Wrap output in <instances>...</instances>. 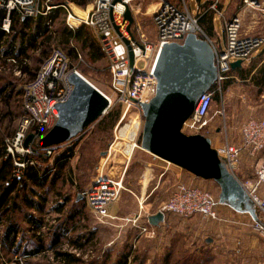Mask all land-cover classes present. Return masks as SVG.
<instances>
[{"label":"built area","instance_id":"1","mask_svg":"<svg viewBox=\"0 0 264 264\" xmlns=\"http://www.w3.org/2000/svg\"><path fill=\"white\" fill-rule=\"evenodd\" d=\"M140 1L142 0H94L87 16L80 18L74 12L75 6L69 3L53 6L51 0H0V11L5 12L0 29L6 36L12 33L13 13L17 12L23 18H30L35 22L39 17L46 18L47 33L55 37L56 23L50 16L53 10L62 7L66 13L67 27L73 32L81 26L93 29L98 36L102 52L109 60L111 90L116 101L113 100V95L109 96L102 92L109 102L102 118L116 105L123 106L125 111L114 130V141L105 152L104 165L98 168L92 186L81 193L87 208L101 223H109L118 219L111 216L108 209L120 198L122 191L127 190L123 180L106 176L105 164L109 160L118 158V155L122 162L128 164L134 152L142 150L141 136L144 126L142 105L150 103L157 94L156 67L164 46L183 44L191 34L210 41L215 53V66L218 70L216 85H221L231 78L232 63L241 61L244 65L251 62L254 54L264 46V38L244 35L241 20L239 17H234L225 22V47L219 48L205 35L199 25L201 9L198 8L195 14L190 10L186 0L160 1L158 8L152 14L155 37L153 41H150L137 18L141 12ZM251 2L252 0H243V4L251 5L253 4ZM134 3L137 4L134 5ZM216 4L211 9L221 15ZM128 10L134 18L132 24L125 17ZM75 21L78 24H75ZM124 41H128L129 45ZM129 48L134 57L132 66ZM5 50V46L0 48L2 53ZM37 52L40 54L41 50L38 48ZM13 55L7 57V64L14 68L15 75H24L15 67L18 66V58ZM22 60L24 64L31 62L30 58ZM79 60L82 61L80 55ZM73 72L83 76L77 69H71L66 53L53 45L35 79L23 87V105L27 116L21 119L14 137L6 140L4 157V159L12 160L13 174L18 179L23 178L28 165H36L35 161H26L24 158L33 153V144L44 137L57 123L58 106L66 103L74 90L69 82V77ZM218 91H221V88H217ZM215 93V91H208L200 97L192 116L183 125L184 134L206 137L205 133L211 122L210 112ZM130 115L136 117L126 120ZM127 127L128 130L123 133ZM31 130L32 133H30ZM131 131L132 137L129 134ZM30 134L34 135L35 142L26 147L25 141ZM59 146L43 150L47 156L51 157L56 154ZM215 150L227 168L235 175L243 155L254 159L264 151V119H250L243 125L240 144L236 145L227 141ZM239 181L258 216V219H253L252 228L264 239V162H257L253 178ZM221 204L220 199L211 191L179 183L175 186L161 212L171 213L186 220L199 216L204 220L219 221L221 218L217 207ZM140 210H143L142 204H140ZM140 219L141 214L139 213L133 218L122 220L134 228H139L141 234H154L148 228L140 227ZM18 261L23 264L21 258ZM261 264H264V251Z\"/></svg>","mask_w":264,"mask_h":264},{"label":"trees","instance_id":"2","mask_svg":"<svg viewBox=\"0 0 264 264\" xmlns=\"http://www.w3.org/2000/svg\"><path fill=\"white\" fill-rule=\"evenodd\" d=\"M55 1L56 4H53V6L67 4L66 1ZM70 2L80 8H83L88 4L87 0H70ZM4 17L5 12L0 11V23ZM50 17L60 26L55 28V37H51L47 33L48 30L45 25L46 18L39 17V19L34 22L32 19L23 18L19 13L14 12L13 33L6 36L0 29V42L3 41L2 43H5L6 46L8 44L12 45V43L15 42L20 44L24 51L29 48L36 50L39 48L41 52L31 65L24 64L22 60L23 58H30V56L25 55L26 52L22 50V56L18 54L13 55L15 54L14 51L7 48L3 53L0 51V67L6 65V59L8 56H16V58H18V66L15 67L28 76V83H30L35 79L37 72L47 59L53 45L66 53L70 61L71 69H77L75 68L74 63L81 62L79 61V55L82 56L83 53L92 63L99 62L105 58V55L101 50L99 39L93 37L90 28L81 26L73 32L67 27L66 13L62 7L53 10ZM204 20L205 17L204 19H199L200 26L203 25ZM2 45L0 44V46ZM254 69L255 66H252L250 69L243 70V73L241 74L242 80L249 79ZM236 70L237 69L232 70L230 76H232V73ZM231 78L224 83L223 89H228L231 86L233 83ZM253 78L254 80L259 81L258 86H261L260 89L262 90L264 85V65L260 72L253 75ZM18 84V80H15L11 75L0 72V227H3L4 229L0 238V246H4L5 250L10 254L22 253L27 258L45 254L43 255L45 258L49 261L53 260L57 264H82L83 262L80 258L83 252L81 253V251L85 250V247L92 243V237L83 239L81 236V238L69 239V246L81 255L63 251L59 246L61 241L66 237V233L72 229L70 224H73L76 219L79 218V214L84 207V202L77 201L78 194L66 196L63 194L62 190L57 188L60 182L62 188L65 186L66 182H68L69 176H67L66 172L69 170L76 149L79 146L82 147L81 143L75 142L74 139L70 142L72 143L71 145L61 150L63 146L62 144L57 148L59 151L57 150L56 154L50 157L39 147L38 142L40 139L37 140L33 144V153L24 158L26 161H35L36 165H28L23 178L18 179L15 177L13 174L14 167L12 160L4 159V157L6 154V140L12 139L16 132L11 133L12 130L10 131L3 127L6 119L8 120V118L14 115L15 118L21 119L27 116V111L23 105L24 88ZM210 91L216 92L214 94V101L219 100L216 84ZM17 99H21V101ZM13 106L18 107V109L14 111ZM121 119L122 114L120 110L115 108V110L113 109L104 116L97 125V132L101 131L102 133L109 134L113 131L109 147L114 141V130ZM1 128L4 129L3 133V129ZM30 133H32V130ZM95 142L98 141L95 140ZM82 155L83 153H81V157ZM81 157L79 158L80 168L81 166H86V168L91 167L92 175L94 170L98 169L96 163L97 160L93 161L92 165L89 166V163L82 162ZM88 182L89 179L86 184H88ZM84 187L80 188L78 193H83L85 191ZM38 190H41L42 192H39ZM51 191L54 192V197H58L57 200L61 199L65 202L64 205L58 204L57 207L53 208V211L64 216L66 214L63 210L65 205L71 200H73V205L70 213L67 214V217L69 218L66 220V223L53 226L54 228L50 229L49 233H51V242L46 245V238L44 235H37L38 232L41 233V230L45 226L44 219L35 216L31 212H37L41 216L45 215L46 206L49 203L48 194L51 193ZM20 239H22V243L20 242ZM47 250L52 252L53 257L46 256ZM114 252L116 254L113 257L112 255ZM132 253V244H126L116 250L109 248L104 251V258L101 262L102 264H129V259H134L132 256L134 253ZM141 256H136L138 264H145L148 258L143 253H141ZM136 258L134 260H136ZM163 262V264H169L167 260H164ZM15 264H20V262L17 261Z\"/></svg>","mask_w":264,"mask_h":264},{"label":"rangeland","instance_id":"3","mask_svg":"<svg viewBox=\"0 0 264 264\" xmlns=\"http://www.w3.org/2000/svg\"><path fill=\"white\" fill-rule=\"evenodd\" d=\"M66 1V3H69L70 0H60V2ZM88 4L85 5L83 8H80L76 6L73 3L74 12L77 16L80 18H85L87 16V13L89 10H91L92 4L94 0H87ZM161 0H142L139 3L141 4V12L137 16L138 21L140 22L143 32L147 36V38L150 41L154 40V32L155 28L153 25V19L152 14L157 9L156 6L160 3ZM187 5L189 6L190 10L193 11L195 14L197 13V0H186ZM240 4L244 6V8L247 10V16L248 18L252 19L256 22V24H253L250 28H244L242 25V32L244 33L245 30L249 34H253L254 36L261 37L262 34H264V0H252L251 5L243 4V0H238ZM55 0H51V5L56 4ZM137 3H134L136 5ZM256 19V20H255ZM61 22V21H60ZM60 27L55 24V28ZM216 30L220 36L223 37V26L220 18L216 20ZM93 37L98 38L96 32L93 29H90ZM33 58L30 62L32 65L35 58L38 56L33 54ZM89 58L85 56V54H82V61L81 62H75L74 66L77 68V70L91 83L93 84L98 90L101 92L107 94V95H113V100L116 101L115 95L113 94L111 90V75H110V65L108 58H104L99 62L92 63L88 60ZM80 61V60H79ZM251 65L248 67L250 68ZM2 73L11 75L15 80H18V85L24 87L26 84H28V76H17L14 74L11 67L8 66V69L5 71H1ZM224 83L221 85H217V88L221 91H218L219 100H215L211 112H210V126L207 132L205 133L206 137L209 138L212 141V146L215 148L222 147L225 142L229 141L230 143H238L240 140L241 135V129L243 125L249 121L250 119H264V89H258L252 84V81L249 80L245 83H236L231 84V86L228 89H223ZM21 101V99H17ZM22 103V102H21ZM17 106V104H16ZM120 110L122 116L124 114V108L123 106H115L113 109ZM18 107L13 106V110L16 111ZM112 109V110H113ZM136 116H128L126 120L130 118H135ZM102 120L99 119L96 123H94L92 126H90L83 134H81L79 137L75 139V142H80L82 147H78L75 151V159L70 163L69 170H67L66 174L69 176L68 182H66L65 186L62 188L61 183L58 184L57 188L62 190L63 194L66 196H72L75 195L76 192L85 186L86 182L89 179L88 184L84 187L87 189L89 187V184L91 182V178L96 176L97 169L94 170L93 174L91 175V167L86 168V166L80 168V157L81 153H83L81 160L83 163H89V166L92 165L93 161L97 160V168L99 166V163L101 162V156L100 154L107 151L109 149V143L112 140V134L113 131L109 134L102 133L101 131L97 132V125ZM21 123V118H15V115L6 119V122L4 123L3 128H7L8 130H12L11 133H15L17 129L19 128ZM1 128V129H3ZM128 130L126 128L123 133H125ZM219 131V132H218ZM4 132V129L2 130V133ZM130 136L132 137V131L129 132ZM97 140L98 142H95ZM72 143L68 142L63 144L61 150L66 148L67 146L71 145ZM213 147V148H214ZM214 148V149H215ZM58 150V149H57ZM59 151V150H58ZM119 159V155L117 156ZM255 160V165L249 170L248 178H253L255 173V166L256 162L262 160L264 162V152L260 153ZM146 174V171L143 168H139L135 174H133L132 178L134 181H137L139 179L142 180V177ZM149 176L152 174L153 176H158L156 173L153 174V172H148ZM91 175V177H90ZM90 177V178H89ZM156 180V179H154ZM149 178L146 177L144 180V186L146 187L148 185ZM155 182V181H153ZM152 182V184H153ZM125 186V184H124ZM170 186V185H169ZM168 184L165 185L167 192L164 196H162V203L157 205V203L154 205L153 209L151 208L149 212L154 213L158 211L160 206L167 203L168 198L172 192V188H169ZM172 186V185H171ZM126 188V186H125ZM209 189L213 192V194L217 197H220V188L216 184H213ZM127 191V190H126ZM122 191L121 196H124V192ZM56 193V192H55ZM129 194V193H128ZM49 196V205H47L46 213L45 215H39L37 212H31L37 217L43 218L45 226L41 230V234L44 235L46 238L45 244L48 245L51 242L50 238V229H53V226L61 225L63 223H66V220H68L69 217H67V214L71 211V205H73L72 201H69L67 206L65 205V212L66 214L59 215L58 213H52L51 207H53L57 199L54 197V192L51 191V195ZM131 196V195H130ZM120 198L116 201L115 205L113 206L116 210V213L119 211V213L122 212V215H119L118 219L112 221V225L110 223H102L99 222L92 213H90L86 207L81 210L79 214V218L76 219V221L73 224H70L72 226L71 231H68L66 233V237L61 241V244L59 247L63 251L72 252L74 254L77 253V251L73 250L68 244L69 239H77L83 237L85 238H93L92 243H90L88 246L85 247V250H82L81 253V260L82 264H102L104 251L106 249L112 248L113 250L119 249L122 246L126 244H132V241L129 240L130 237H136V231L135 228L132 227L131 224H126L123 218H133L134 217V206L136 209V205H125V200L122 199L120 201ZM54 204V205H53ZM63 205L65 204L62 203ZM123 207V208H122ZM54 208V207H53ZM140 208V207H139ZM141 211V210H140ZM140 211L138 213H140ZM141 214V213H140ZM106 224V225H103ZM77 228V229H76ZM4 229L3 227H0V238L3 233ZM119 234H121V239H119ZM207 234V233H206ZM204 235V234H203ZM125 236V237H124ZM127 238V240H126ZM115 245H108L114 240ZM20 242L22 243V239H20ZM123 244H122V243ZM202 238L199 239L198 243H195L194 246L192 245L190 247V252H197L201 253V257L198 260L195 259L194 264H205V253H204V247ZM195 250V251H194ZM134 253V254H133ZM133 257L134 259L136 256L140 257L142 251L135 249V246L133 245ZM115 252L113 253V257L115 256ZM45 254H42L37 257L27 258L22 253L17 254H10L7 250H5L4 246H0V264H15L20 258L23 261V264H57L53 260L49 261L45 256ZM46 256L53 257V254L50 250L46 251ZM193 256V255H192ZM142 257V256H141ZM153 256L149 257L147 262L145 264H163L164 262L161 259H151ZM237 258V257H236ZM18 259V260H17ZM129 260V264H138V259L136 260ZM112 260V259H111ZM171 264H175L174 261L169 262ZM179 262L178 264H180ZM236 259L224 255L222 260H220L216 264H237Z\"/></svg>","mask_w":264,"mask_h":264},{"label":"crops","instance_id":"4","mask_svg":"<svg viewBox=\"0 0 264 264\" xmlns=\"http://www.w3.org/2000/svg\"><path fill=\"white\" fill-rule=\"evenodd\" d=\"M174 1L180 2V0ZM215 4L217 10L221 13V15L211 9V7ZM156 8H158V5L156 6ZM198 8L201 9L199 19H204L205 17L203 25L200 26L201 29L203 30L205 35L212 41V43H214L219 48L225 47V22L227 20H231L234 17H239L244 28H250L253 24H256L255 21L248 18L247 10L242 4H240L238 0H197V10ZM218 18H220L222 22L223 37L220 36L216 30V20ZM243 34L248 37H258L254 36L253 34H249L247 30H245ZM261 38H264V34L261 35ZM2 42H0L1 45L3 44ZM14 43L15 42L12 43L13 47L9 44L6 46L5 43L2 46H5V49L8 48L9 50L14 51V53L22 56L24 51L22 49V46H20V44ZM2 46H0V48ZM37 50L29 48L24 52H26L25 55L30 56L32 60L33 54L37 56L39 55ZM250 65L251 67L255 66L252 75L249 77V79L242 80V71L250 69L251 67L248 68ZM263 65L264 46L257 53L254 54L251 62L236 68L237 70L234 71L231 76V79L233 80L232 84H242L251 80L252 84L258 89H260L261 86H258L259 81L254 80L253 75L260 72ZM8 66L11 67L13 70V67L11 65H8L6 62V65H4V67H0V72L3 70L6 71L8 69ZM24 76L27 75L24 74ZM262 88L264 89V85ZM240 142L241 135L239 142L233 144L238 145L240 144ZM100 156L101 162L99 163L98 168L101 165H104L105 153H101ZM255 161L257 160L252 159L247 155L242 156L239 168L235 172V175L239 180L243 181L248 179V174L250 173L249 170L253 167V165H255ZM139 168H143L146 171V174L142 177V180L139 179L137 181H134L132 176ZM149 171L153 172V174L156 173L158 176L155 177L152 174L149 176ZM105 174L106 176L117 178L118 180H123L127 191L124 192V196L120 198V201L124 199L125 205H136V209L134 206V216H137L139 214V207L140 204H142L143 210L140 211V227H146L149 229L150 232H153L154 234H141L140 229L135 228L134 230L136 231L137 236H132L129 240L132 241V245L135 246V249L142 251V253L145 254L148 259L149 257L153 256V258L151 259L157 258L161 259L162 261H174L175 264H178L179 262H181L180 264H194L193 262H195V259H199L196 257L202 256V251L201 253H195L193 251L190 252L189 249L192 245L194 246L195 243H198L200 238H202L204 242L202 246L204 247V253L206 256L205 264H216L220 260H222L224 255L230 257L231 260L232 258L236 259V262H238L237 264L262 263L264 239L261 238L252 228V221L254 218L250 214L237 211L227 204H221L217 207V212L221 218L219 221L204 220L199 216H195L191 219L186 220L171 213H163L164 221L158 226H152L149 223V218L161 212L162 207L166 204L165 203L160 206L158 211L154 213L149 212L151 208L153 209L156 203L157 205H159L163 202L161 200L163 198L162 196H164L167 192V189L165 187L166 184H168V186L170 185L168 189L172 188L173 190L175 189V186L177 184L181 183L189 187H201L211 191L209 187H211L213 184L216 185L214 181L198 178L193 174L187 172L186 170H183L180 167L163 161L144 150L135 151L131 161L128 164H125L117 158L107 161L105 164ZM96 176L91 178L89 187L92 186ZM146 177L149 178V182L148 185L145 187L144 180ZM38 191L40 192L41 190ZM49 194L51 195V193ZM76 194H78L77 201H83L84 207H86V209L88 210L82 195L78 193V191L76 192ZM80 195L81 197H79ZM217 198L220 199V197ZM56 199H58V197ZM62 203H64V201L59 199L57 200L55 205L53 204V207L55 208L58 204ZM115 203H113L109 207L108 211L111 216L118 218L119 215H122V212L119 213L118 211L116 213V210L113 207ZM47 205H49V203ZM53 207H51V212L57 213L53 211ZM65 208L63 209L64 211L66 210ZM89 212L92 213L91 211ZM59 215L61 216L62 214ZM109 223L110 225H112V221ZM40 234V232L37 233V235ZM121 236L122 235L119 234L118 238L121 239ZM116 241L117 239L108 245H115Z\"/></svg>","mask_w":264,"mask_h":264},{"label":"water","instance_id":"5","mask_svg":"<svg viewBox=\"0 0 264 264\" xmlns=\"http://www.w3.org/2000/svg\"><path fill=\"white\" fill-rule=\"evenodd\" d=\"M125 17L130 24L133 23L130 10ZM124 42L129 45L128 41ZM129 50L132 66L134 57ZM240 66L241 61L232 63V69ZM156 77L157 94L150 103L142 105V150L198 178L214 181L221 190L222 204L258 219L240 181L219 157L212 141L202 135L189 136L182 132L184 123L192 116L200 97L210 91L218 79L211 42L191 34L183 44L164 46L157 63ZM69 82L74 90L68 101L58 106V121L39 140L41 149L76 139L101 119L108 108L107 98L80 74L73 72ZM34 142V135L30 134L25 146L29 147ZM163 221L162 212L149 218L152 226H158Z\"/></svg>","mask_w":264,"mask_h":264},{"label":"bare ground","instance_id":"6","mask_svg":"<svg viewBox=\"0 0 264 264\" xmlns=\"http://www.w3.org/2000/svg\"><path fill=\"white\" fill-rule=\"evenodd\" d=\"M75 24H78L76 21H75ZM128 128V127H127Z\"/></svg>","mask_w":264,"mask_h":264},{"label":"flooded vegetation","instance_id":"7","mask_svg":"<svg viewBox=\"0 0 264 264\" xmlns=\"http://www.w3.org/2000/svg\"><path fill=\"white\" fill-rule=\"evenodd\" d=\"M219 132V131H218Z\"/></svg>","mask_w":264,"mask_h":264}]
</instances>
